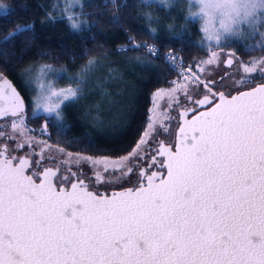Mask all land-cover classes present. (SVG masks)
<instances>
[{"label": "snow or ice", "instance_id": "snow-or-ice-1", "mask_svg": "<svg viewBox=\"0 0 264 264\" xmlns=\"http://www.w3.org/2000/svg\"><path fill=\"white\" fill-rule=\"evenodd\" d=\"M14 14L0 4V16ZM68 19L72 29L81 28L72 16ZM261 19L256 15L222 39L203 36L209 52L197 63L199 72L207 77L204 65H219L213 45L227 43L244 25ZM10 35L8 43L16 33ZM234 55L225 53L224 65L232 71L211 80L168 55L180 79L153 96L179 92L185 102L176 97L169 104L179 120L170 133V126H159L169 140L157 136L148 150L154 153L149 167L158 169L151 173L138 164L147 155L141 146L156 132L152 115L136 145L117 161L74 154L32 132L50 139L52 124L66 137L63 109L78 99L80 88L57 89L53 81L39 84L32 107L34 115L45 114L37 116L44 123L33 129L26 123L23 98L0 74V264H264V57L247 62L237 58L234 66ZM96 63L89 60L87 68ZM41 72L60 75L50 65ZM9 127V132L3 130ZM84 139L88 146L95 143L88 134ZM7 141L15 144L10 147ZM33 144L40 148L35 161L30 159L37 156L34 150L14 155ZM73 164L81 176L72 171ZM81 164L89 166L91 176ZM134 168L135 186L118 192L90 191L86 183L93 188L110 184L111 177L126 178Z\"/></svg>", "mask_w": 264, "mask_h": 264}, {"label": "trees", "instance_id": "trees-1", "mask_svg": "<svg viewBox=\"0 0 264 264\" xmlns=\"http://www.w3.org/2000/svg\"><path fill=\"white\" fill-rule=\"evenodd\" d=\"M54 2L0 0V4L15 11L9 18L0 16V74L12 78L24 94L28 106L26 123L36 129L44 123L37 116L44 114L33 115L29 109L30 92L19 78L22 68L45 63L66 68L77 75L95 57L141 62L137 64L144 68L133 69L135 72L129 76L133 79L131 95L135 99L130 116L114 118L109 127H102L74 102L62 113L69 126L66 137L58 135L52 124L48 128L50 139L35 131L51 144H58L69 152L95 157L124 156L146 129L153 93L159 88L170 87L172 80L180 79L167 54L181 58L184 66L192 67L194 72L198 71L197 63L207 58L209 49L201 42L198 23L188 16L186 5L178 1L169 7L151 4L150 7L156 10L153 11L154 16L161 14L165 19L155 23L143 14L142 0H115L114 3L113 0H80L70 14L81 24L80 29L74 30L67 17L69 14L56 11ZM28 24H33V29L25 27ZM169 24L173 27H168ZM11 33H16V37L8 43L5 38L11 39ZM135 42H140L142 47L133 48ZM145 43L157 47L158 53L153 55L148 52L143 47ZM224 49L234 50L245 62L259 59L264 55V36L257 35L252 44L235 41L225 48L212 50ZM85 134L91 136L95 143L88 146Z\"/></svg>", "mask_w": 264, "mask_h": 264}, {"label": "rangeland", "instance_id": "rangeland-1", "mask_svg": "<svg viewBox=\"0 0 264 264\" xmlns=\"http://www.w3.org/2000/svg\"><path fill=\"white\" fill-rule=\"evenodd\" d=\"M80 0H55V10L59 13L70 16L71 13L74 12L75 5L79 4ZM144 3L143 14L150 18L152 21L157 23V21H163V15L159 14L158 17H155L153 11H156L154 8H151V4H158L159 6H174L175 2L179 0H142ZM187 8V13L189 10V0H183ZM67 16V17H69ZM189 16V14H188ZM190 17V16H189ZM264 17V15H262ZM191 18V17H190ZM165 20V19H164ZM173 27L172 24H169L168 27ZM257 35L264 36V19H261L253 26L249 27L248 25H244L242 27V31L238 34L237 37H228L227 43H222L220 46L213 45V48H225L226 45L233 43L235 41H245L248 44H252L254 37ZM203 39V35H202ZM260 40V39H259ZM207 48L208 45L206 42L203 43ZM209 49V48H208ZM217 51L219 57H223L225 53H230V51L225 50H214ZM97 61L96 65L91 69H88L87 66L84 70H82L81 74H72L71 70H68L63 67H54L51 68L55 71V73H59V76L53 74V72L42 73L41 69L43 66L48 64H31L22 68L19 71V78L21 79L23 85L26 87L28 92H30V98L28 99L29 109L33 114V107H31L32 99L39 95L40 89L39 84H47L49 81L55 82V87L57 89L63 87H79L80 93L78 99L75 101V104L80 106L85 112L92 118V120L98 126H110L111 122L114 118H118L121 116H130V110L132 105L134 104L133 95H131V88L133 87V79L129 78L131 76V72L133 69H143L141 62L125 59H115L111 57H106L101 60L97 57L92 58ZM207 59V58H206ZM138 63V64H137ZM187 67V66H186ZM207 70H211L214 66L204 65ZM199 71V70H198ZM64 73L67 74V78L64 77ZM200 73V72H198ZM203 75V73H201ZM238 78V77H237ZM75 80V82H74ZM82 81V82H81ZM173 85L167 88H159L168 90L172 88ZM158 90V89H157ZM157 90L155 92H157ZM154 92V93H155ZM183 97L179 92L175 94V96L170 95L167 91L160 93L156 97L152 95V105L150 108V115L153 116L154 123L157 125L156 132L152 133V138L147 139V145L141 146V150L144 151L146 147H148L151 141L159 136L163 137L166 135L163 131H159L160 125H166L169 121L167 117L171 116L172 109L169 108V104L174 105L175 98ZM155 100V104L153 101ZM67 107L63 109V112H66ZM44 114V113H38ZM34 115V114H33ZM37 115V114H36ZM45 115V114H44ZM149 115V117H150ZM177 116V115H176ZM178 118L176 117V121ZM176 127V125H175ZM174 126L172 127V129ZM146 130V129H145ZM10 127L7 128L5 132H9ZM160 133V134H159ZM159 134V135H158ZM156 139V138H155ZM12 143V141H11ZM39 147V146H38ZM40 151V149H37ZM69 152V151H68ZM74 153V152H72ZM75 154V153H74ZM86 155V154H84ZM90 156V155H87ZM95 157V156H92ZM104 157V156H103ZM117 161V158L110 157V163ZM127 163V162H125ZM74 165V164H73ZM86 167V172L91 173V170L88 165L84 164ZM136 169V168H135ZM103 175L107 178L108 173L105 172ZM130 182L129 175L126 178H116L111 177V183H103L98 184L94 189L98 191L110 192L114 190H121ZM93 188V187H92Z\"/></svg>", "mask_w": 264, "mask_h": 264}, {"label": "clouds", "instance_id": "clouds-1", "mask_svg": "<svg viewBox=\"0 0 264 264\" xmlns=\"http://www.w3.org/2000/svg\"><path fill=\"white\" fill-rule=\"evenodd\" d=\"M188 14L197 20L203 36L222 39L236 33L256 15H264V0H189Z\"/></svg>", "mask_w": 264, "mask_h": 264}, {"label": "flooded vegetation", "instance_id": "flooded-vegetation-1", "mask_svg": "<svg viewBox=\"0 0 264 264\" xmlns=\"http://www.w3.org/2000/svg\"><path fill=\"white\" fill-rule=\"evenodd\" d=\"M224 50L225 51H230V53H235V51L232 50V49H224ZM262 57H264V55ZM262 57H260V58H262ZM232 58L234 60V66H235V62H236L237 58H239L240 61H243L236 53H235V55ZM225 59H226V56L224 54L223 57H220L219 65H216V66L212 67L211 70H207L205 68L207 71L210 72V75H208L207 77H205L204 74L202 75L201 73H198L199 71H197V74L200 75L202 79L211 80V79H215L217 76L223 75L225 72L232 71V69H229V68H226L225 67V65H224ZM180 101H181V103H184L185 102L183 97H180ZM172 110L173 111L171 113V117H174V118L177 117L178 118V116H176L177 115V111H176L175 106H173V109ZM0 123H3V121H0ZM175 125H176V119L175 120H169L168 123L165 126H170L169 127V133H170L171 130H172V127L174 126V128H175ZM3 130L6 131L7 128H5ZM159 131H162L161 128L159 129ZM169 133H165L166 135L164 137L162 135L161 137H159V139L164 140L165 143H167L168 140H169ZM32 135L35 136L39 140H47V139L43 138L40 134H38L37 132H35V131L32 132ZM155 138L151 141L150 145L148 147H146V149L144 150L145 152H147V155H145V158L143 160L139 161V164H138V167L139 168L145 169L148 173H151L152 171H155V169H157V167L155 165H153L152 167H149V164L151 163V161L149 159V156L152 155V154H154V153H152V152H150L148 150L150 148L155 147ZM7 143L11 147L12 145L15 144V141H12V143H11V141H7ZM38 146L39 145H36V144H33L31 146V148H29V147L26 146L24 149H21V150H18L17 152H15L14 155L21 156V155L26 154L27 152H30V151H33L34 150L37 153V156H32V157H30V159L33 160V161H35L36 159L39 158V152L40 151H38L37 149H40V148ZM46 154L47 153L45 152V155ZM43 164L45 166H48V162L46 160L43 161ZM71 167H72V171L73 172H77V166L76 165H71ZM80 167L83 169L84 172H86L87 169L85 168L86 166L84 164H81ZM62 171H63V166H62ZM88 174H89V176H91V173H88ZM136 175H137V168L136 169L134 168L133 169V173L132 174H129L130 182L125 187H133V186H135V184H136ZM77 176L78 177L81 176V173L80 172H77ZM86 183H88V187H91L92 188L91 182H89L88 180H86Z\"/></svg>", "mask_w": 264, "mask_h": 264}, {"label": "water", "instance_id": "water-1", "mask_svg": "<svg viewBox=\"0 0 264 264\" xmlns=\"http://www.w3.org/2000/svg\"><path fill=\"white\" fill-rule=\"evenodd\" d=\"M3 77H5L6 79H7V81H9L10 83H11V86L12 87H14L15 89H16V91L19 93V95L23 98V100H24V104H25V114L27 113V110H28V106H27V101H26V99H25V96H24V94L22 93V91L20 90V88L17 86V84L14 82V80L12 79V78H10L8 75H3ZM0 83H3V81L2 80H0ZM214 103H215V101H214ZM210 107V106H209ZM202 110H205V109H202ZM177 116H178V113H177ZM188 119H191V116H189L188 117ZM178 120H179V116H178ZM173 150H175L174 148H173ZM155 171H158L157 169H155ZM89 188V190L90 191H97V192H99V193H108V192H105V191H98V190H95V189H93V188H91V187H88ZM124 188H128V187H124ZM123 188V189H124ZM122 190V189H121ZM121 190H114V191H121ZM110 192H112V191H110ZM109 192V193H110ZM255 239V238H254Z\"/></svg>", "mask_w": 264, "mask_h": 264}, {"label": "built area", "instance_id": "built-area-1", "mask_svg": "<svg viewBox=\"0 0 264 264\" xmlns=\"http://www.w3.org/2000/svg\"><path fill=\"white\" fill-rule=\"evenodd\" d=\"M135 44H139V45H141L140 42H135ZM143 45H146V46H149V47L154 48V49L156 50V52H155V53H152L153 55L158 53V49H157V47H155L154 45L149 44V43H145V44H143ZM122 47H125V46H122ZM145 48H146V50L148 51V48H147V47H145ZM148 52H149V51H148ZM168 55H169V54H167V57H168ZM171 55H172V54H171ZM184 67H186V66H184Z\"/></svg>", "mask_w": 264, "mask_h": 264}]
</instances>
